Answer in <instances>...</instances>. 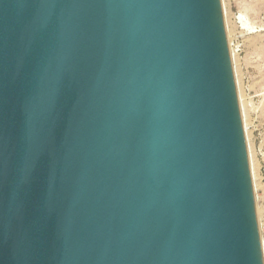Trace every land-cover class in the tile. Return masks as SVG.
Masks as SVG:
<instances>
[{
	"label": "water",
	"instance_id": "water-1",
	"mask_svg": "<svg viewBox=\"0 0 264 264\" xmlns=\"http://www.w3.org/2000/svg\"><path fill=\"white\" fill-rule=\"evenodd\" d=\"M0 264H263L219 0H0Z\"/></svg>",
	"mask_w": 264,
	"mask_h": 264
},
{
	"label": "rangeland",
	"instance_id": "rangeland-1",
	"mask_svg": "<svg viewBox=\"0 0 264 264\" xmlns=\"http://www.w3.org/2000/svg\"><path fill=\"white\" fill-rule=\"evenodd\" d=\"M250 166L264 264V0H219ZM246 124V125H245Z\"/></svg>",
	"mask_w": 264,
	"mask_h": 264
},
{
	"label": "bare ground",
	"instance_id": "bare-ground-1",
	"mask_svg": "<svg viewBox=\"0 0 264 264\" xmlns=\"http://www.w3.org/2000/svg\"><path fill=\"white\" fill-rule=\"evenodd\" d=\"M227 37V36H226ZM228 38V37H227ZM232 54H234V53H232L231 52V54H229L230 55V57L232 56ZM246 125V124H245ZM243 128H244V126H243ZM244 131V130H243ZM245 133V132H244ZM245 136V135H244ZM256 222H257V218H256ZM261 247V246H260ZM263 261V260H262Z\"/></svg>",
	"mask_w": 264,
	"mask_h": 264
}]
</instances>
